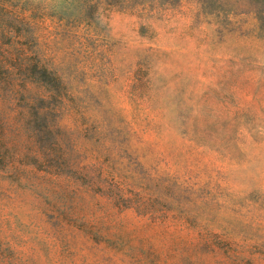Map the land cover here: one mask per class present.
<instances>
[{"label":"rangeland","instance_id":"1","mask_svg":"<svg viewBox=\"0 0 264 264\" xmlns=\"http://www.w3.org/2000/svg\"><path fill=\"white\" fill-rule=\"evenodd\" d=\"M0 61V264H264V0H0Z\"/></svg>","mask_w":264,"mask_h":264},{"label":"trees","instance_id":"2","mask_svg":"<svg viewBox=\"0 0 264 264\" xmlns=\"http://www.w3.org/2000/svg\"><path fill=\"white\" fill-rule=\"evenodd\" d=\"M1 61H0V67H1ZM36 71H34V77L38 78L39 81L45 85H53L58 81V77L55 73H53L50 69H48L45 65L41 63H37ZM5 84V80L0 78V89L3 88V85ZM15 85L12 84V89Z\"/></svg>","mask_w":264,"mask_h":264}]
</instances>
